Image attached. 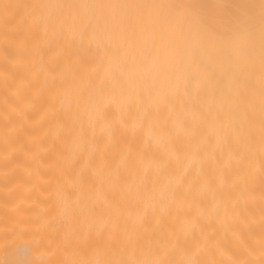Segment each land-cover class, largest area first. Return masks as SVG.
Returning a JSON list of instances; mask_svg holds the SVG:
<instances>
[{
    "label": "bare ground",
    "instance_id": "bare-ground-1",
    "mask_svg": "<svg viewBox=\"0 0 264 264\" xmlns=\"http://www.w3.org/2000/svg\"><path fill=\"white\" fill-rule=\"evenodd\" d=\"M0 264H264V0H0Z\"/></svg>",
    "mask_w": 264,
    "mask_h": 264
}]
</instances>
